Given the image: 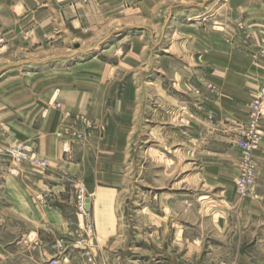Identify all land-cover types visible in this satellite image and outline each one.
I'll return each instance as SVG.
<instances>
[{
    "label": "rangeland",
    "instance_id": "obj_1",
    "mask_svg": "<svg viewBox=\"0 0 264 264\" xmlns=\"http://www.w3.org/2000/svg\"><path fill=\"white\" fill-rule=\"evenodd\" d=\"M38 1L0 0V111L30 97L50 113L54 138L66 150L86 143L90 171L94 157L107 158L99 170L118 194L96 225L117 232L99 244L89 202L94 235L87 246L76 242L83 183L69 180L76 227L72 242L61 238L53 255L21 242L29 232L0 191V264H264V174L259 179L254 153L252 194H237V127L216 128L206 108L218 57L252 63L233 52L250 48L237 8L252 0H160L98 29L73 31L54 21L58 6ZM100 132L106 138L99 148ZM25 150L24 159L0 152L7 164L0 174L17 173L24 160L34 164L31 157L47 161Z\"/></svg>",
    "mask_w": 264,
    "mask_h": 264
},
{
    "label": "crops",
    "instance_id": "obj_2",
    "mask_svg": "<svg viewBox=\"0 0 264 264\" xmlns=\"http://www.w3.org/2000/svg\"><path fill=\"white\" fill-rule=\"evenodd\" d=\"M41 1L45 0H39L38 3ZM159 1L87 0L86 3L81 4L78 0H51V4L58 6L54 21L71 27L73 31L79 28L98 29L111 23L121 13H127L131 11L130 9L138 10L147 5L152 6ZM239 4L237 24H244L246 31L250 34L248 39L250 48L234 49L233 52L235 57H249L252 63L248 66L238 65L235 61L225 58L226 56H224L225 60H222L221 56L218 57L210 77L214 82L213 94L210 100H206L208 104L206 108L215 118L214 126L223 127L225 133L235 131L237 125L243 121L247 114V104L254 97L255 89L264 84V51L261 52L264 48V0H252L250 3L249 1L248 3L239 2ZM39 22L42 24L41 21ZM83 24L85 27L82 26ZM262 54L263 57H261ZM27 101L22 107L20 103L13 101L12 105H6L4 111H0V152L8 153L15 149L14 147H22L34 151L38 157L47 159L49 164L37 166L27 160L16 163L17 173L8 171L6 174H0V191L5 200L10 202V209L24 221L26 230L29 232L24 234L21 242H32L31 245L34 248L44 247L49 251L52 250L55 255L59 240L62 238L70 244L76 227L75 216L70 206L73 189L68 187L73 184H69L68 181L75 179L82 181L83 187L87 190L85 191L89 194L86 203L90 202L94 210L95 225L97 219H102L100 215L104 216L112 209L118 192L116 188L105 185L103 174L106 172L99 170L102 160L107 158L94 157L95 160L92 161L97 169L90 171L86 143L82 145L68 143L69 149L66 150L65 144L54 138L51 127L52 116L47 109L37 110L36 103L30 97ZM98 134H100L97 138L101 142V145L98 143L100 148L106 135H102L101 132ZM68 136L71 140L70 134ZM262 141L255 152L259 163L257 170L259 179L264 174V137ZM233 146L235 147L234 144ZM214 154L227 158L232 156L229 153L215 152ZM236 154L238 156V153H234ZM0 165L4 167L7 164L0 163ZM13 165L10 163L8 170ZM41 197L47 199L46 204H39L38 200ZM116 228L115 226L113 229L111 226L104 231H99L96 225V240L99 244H104L113 234H116ZM98 234L100 239L97 238ZM26 235L27 239L24 238Z\"/></svg>",
    "mask_w": 264,
    "mask_h": 264
},
{
    "label": "built area",
    "instance_id": "obj_3",
    "mask_svg": "<svg viewBox=\"0 0 264 264\" xmlns=\"http://www.w3.org/2000/svg\"><path fill=\"white\" fill-rule=\"evenodd\" d=\"M4 42V38L0 32V44ZM264 121V85L261 86L255 96L250 100L247 106V114L241 123L237 125V136L240 138L239 149L241 151V158L238 164V175L235 180V189L241 198L251 195V186L255 181L256 161L254 157L255 151L259 148L262 138V125ZM78 136H81L78 133ZM11 155L15 159L29 157L28 152L18 147L11 150ZM34 164L38 166H46V160H37L31 157ZM83 187L77 188L76 209L81 218V230L77 234L76 242L79 245L87 246L89 237L94 235V225L91 218V211L86 205V193ZM60 263V262H59Z\"/></svg>",
    "mask_w": 264,
    "mask_h": 264
},
{
    "label": "water",
    "instance_id": "obj_4",
    "mask_svg": "<svg viewBox=\"0 0 264 264\" xmlns=\"http://www.w3.org/2000/svg\"><path fill=\"white\" fill-rule=\"evenodd\" d=\"M88 200V199H87Z\"/></svg>",
    "mask_w": 264,
    "mask_h": 264
}]
</instances>
